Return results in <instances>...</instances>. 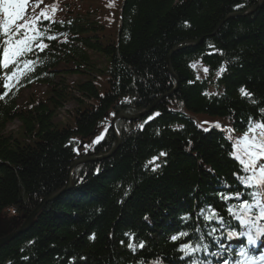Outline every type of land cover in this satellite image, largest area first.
I'll use <instances>...</instances> for the list:
<instances>
[{
  "label": "trees",
  "instance_id": "trees-1",
  "mask_svg": "<svg viewBox=\"0 0 264 264\" xmlns=\"http://www.w3.org/2000/svg\"><path fill=\"white\" fill-rule=\"evenodd\" d=\"M43 10L51 20L40 31L57 38L45 37L43 63L0 100L2 231L40 207L28 228L0 245V264H190L181 243L222 236L208 235L220 225L197 213L211 204L226 223L239 222L227 209L240 201L225 203L219 193L240 191L251 202L256 189L236 179L249 173L229 153L248 118H264V0H61ZM32 82L46 87L17 101ZM241 87L252 96L242 97ZM60 110L67 121L58 126ZM143 110L116 122L114 146L108 117ZM14 120L20 137L5 131ZM103 121L97 152L74 151L79 140H95ZM209 121L230 125L205 131ZM161 151L160 168L146 169ZM87 156L101 158L73 167L72 187L61 191L72 164ZM181 231L189 235L170 239ZM141 241L135 253L127 247Z\"/></svg>",
  "mask_w": 264,
  "mask_h": 264
},
{
  "label": "snow or ice",
  "instance_id": "snow-or-ice-1",
  "mask_svg": "<svg viewBox=\"0 0 264 264\" xmlns=\"http://www.w3.org/2000/svg\"><path fill=\"white\" fill-rule=\"evenodd\" d=\"M42 0H37V4L41 3ZM30 0H0V80H3L2 85H0V100H4L5 97L12 92L14 88H17L20 81L28 78L31 73L37 70L38 64L43 63L40 59V54L44 53L49 49L50 44L45 42V37L47 41H55V35H47L45 32L40 31V25L44 20H51V17L41 9L39 15L35 17H29L26 15V8L29 5ZM241 5H236L239 9ZM52 11L55 12V6H52ZM62 23V22H61ZM65 41L67 42L66 34ZM30 54H35L36 59H27ZM195 67V65H192ZM205 74L208 73V68L204 69ZM226 69L221 66L220 70L217 72V77L221 75ZM200 77L198 76L197 79ZM29 82H31L29 80ZM242 97H251L252 93L248 92L244 87L239 89ZM205 95L209 93L205 92ZM127 99V98H126ZM255 103V101H253ZM260 113L264 116V109H260ZM115 115V114H113ZM159 115L155 113L154 116ZM149 120L153 117H149ZM147 123V121H145ZM208 123V122H205ZM139 127H143V124ZM182 127V126H179ZM213 127H222L219 122H216ZM208 131V129H204ZM107 131V129H105ZM232 132L233 129H228ZM104 133L97 136L92 144H97L102 139ZM228 140H233L231 135L226 137ZM88 145L85 146V151L88 149ZM79 153V149H74ZM167 153L161 151L159 156H153L149 160L145 168L152 165V171L155 172L160 168V163L157 161L160 157L166 156ZM229 155L236 160L244 173H249L248 175L241 176L238 173L233 175L240 182L244 188H257L259 191L251 192L249 195L252 197L250 202L247 199H242L244 193L237 191L235 193H219L220 199L225 203L229 202L233 198L239 200L238 205L228 204V213L234 220H238L241 227H248L249 231H237L235 227L229 228L224 217L211 205H207L202 208L198 217H203L205 221H217L220 225L219 228L212 227L208 235L213 236L214 233L220 232V235H227L228 239L238 238L240 236H247L249 244H255L257 239L264 235V225H260L257 222L264 218V118L260 120H255L253 117L248 118V126L246 131L242 136L233 140L232 151ZM99 171V169H97ZM227 187V185L225 186ZM127 194V193H126ZM238 209V210H237ZM254 210L258 213L255 215V219H252ZM185 222L190 220L189 215L182 217ZM255 225V231L253 232L252 226ZM223 229V231H221ZM196 232H200V227L197 226ZM125 236L129 237L131 241L133 233L126 232ZM187 231H181L176 235L170 237L172 241L180 240L182 237L188 236ZM91 238H94L91 237ZM216 238V237H214ZM218 239V238H217ZM31 243V241H30ZM123 244V241H121ZM127 247L132 250L133 253L137 251V248H144L145 244L143 241L139 245H135L132 242L127 244ZM221 249L224 245H220ZM208 245L201 243H193L189 241L188 243H181L179 250L183 252L184 257L194 256L195 253L203 249L207 252ZM227 251H231L227 249ZM211 255H219V253H211ZM237 255L242 259L230 262L229 260H224L223 264H255L257 260L264 264V254L260 257L249 254V250L246 247L241 246ZM27 259V257H25ZM139 264H145L143 260ZM152 264H161L160 260L157 259L153 261ZM190 264H211L210 261H200L193 258Z\"/></svg>",
  "mask_w": 264,
  "mask_h": 264
},
{
  "label": "rangeland",
  "instance_id": "rangeland-1",
  "mask_svg": "<svg viewBox=\"0 0 264 264\" xmlns=\"http://www.w3.org/2000/svg\"><path fill=\"white\" fill-rule=\"evenodd\" d=\"M37 0H30V3L29 5L31 6L34 2H36ZM59 2H61V0H58ZM90 3V2H88ZM91 4V3H90ZM93 59H95L97 61V65L99 67H102L103 66V58H101L98 54H93ZM76 77L75 76H68L67 77V80L70 81V80H74ZM46 85L45 84H41V83H32L30 84L29 86H26L24 87L20 92H19V95H18V100L17 101H21L22 99H24L25 97H27L29 94L33 93L34 95H36L39 91L42 92L44 89H45ZM35 92V93H34ZM211 93V92H210ZM73 104L70 102L67 107H66V110H70L72 108ZM56 123L58 126H61L62 125V122H66L67 121V118H66V115L65 113L63 112V110H60L57 114V117H56ZM107 121V120H106ZM19 122L17 120H14L12 122H8L5 126V131H10V132H14L15 134H17L18 137H20V133H19ZM65 124V123H63ZM106 125H107V122H104L100 124V128L98 127L97 128V135H101V133H103L106 129ZM117 142H119L117 140ZM88 145L90 147H88L87 151H85V146ZM99 146L100 144L97 143V144H92V141H84V140H79L78 141V148L79 149V152L81 151H84V152H88L90 154H94L97 152V150L99 149ZM82 154V153H81ZM87 155V154H85ZM84 159H81L80 161H83L82 163H85V162H88L90 160H96V159H99L101 158V156L97 157V156H87V157H83ZM80 161L76 162L75 165H77ZM69 173L71 172V170L69 169L68 171ZM85 175V174H84ZM65 188V187H64ZM63 188V189H64ZM63 189L61 191H63ZM57 192L53 193L56 194ZM50 197V195L48 196ZM46 197V199L48 198ZM31 214V213H30ZM8 215H10V212L8 213ZM20 217V216H18ZM6 219V218H5ZM2 221H0L1 223ZM4 227H6V224L4 222H2L0 224V231H2L4 229Z\"/></svg>",
  "mask_w": 264,
  "mask_h": 264
},
{
  "label": "bare ground",
  "instance_id": "bare-ground-1",
  "mask_svg": "<svg viewBox=\"0 0 264 264\" xmlns=\"http://www.w3.org/2000/svg\"><path fill=\"white\" fill-rule=\"evenodd\" d=\"M18 222H19V224H17V227L18 228L22 227V230H25L26 228H28L31 225L30 214L24 215L22 217H18Z\"/></svg>",
  "mask_w": 264,
  "mask_h": 264
},
{
  "label": "water",
  "instance_id": "water-1",
  "mask_svg": "<svg viewBox=\"0 0 264 264\" xmlns=\"http://www.w3.org/2000/svg\"><path fill=\"white\" fill-rule=\"evenodd\" d=\"M40 205L34 210V212L31 214L30 218L33 216L34 213H36L39 209ZM22 230V227L17 228V231L8 234L7 236L0 238V245L6 242L8 239L11 238V236L15 235L16 233L20 232Z\"/></svg>",
  "mask_w": 264,
  "mask_h": 264
}]
</instances>
